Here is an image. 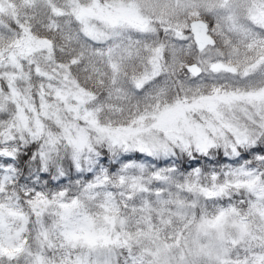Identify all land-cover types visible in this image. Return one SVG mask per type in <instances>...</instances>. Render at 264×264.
Listing matches in <instances>:
<instances>
[{
  "label": "snow or ice",
  "instance_id": "snow-or-ice-1",
  "mask_svg": "<svg viewBox=\"0 0 264 264\" xmlns=\"http://www.w3.org/2000/svg\"><path fill=\"white\" fill-rule=\"evenodd\" d=\"M0 264H264V0H0Z\"/></svg>",
  "mask_w": 264,
  "mask_h": 264
}]
</instances>
